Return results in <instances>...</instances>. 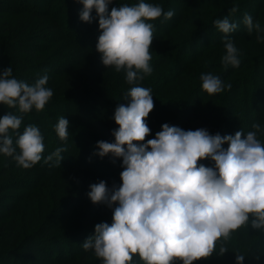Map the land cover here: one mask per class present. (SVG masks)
Wrapping results in <instances>:
<instances>
[{
  "label": "rangeland",
  "instance_id": "obj_1",
  "mask_svg": "<svg viewBox=\"0 0 264 264\" xmlns=\"http://www.w3.org/2000/svg\"><path fill=\"white\" fill-rule=\"evenodd\" d=\"M140 2L112 0L108 11ZM143 2L161 6L164 12L172 10L174 15L148 21L154 25L149 49L152 73L129 84L125 70L117 72L102 63L96 48L101 30L95 9L88 23L80 19V0H0V74L11 67L12 78L29 85L47 75L46 87L53 90L42 111L20 113L18 107L0 104V118L9 113L22 117L20 128L8 133L14 146L30 124L39 128L44 144L41 161L29 169L0 153V264H4L3 252L12 250L17 264H54L41 251L33 260L15 249L37 231L49 230L56 236L79 225L95 231L96 224L113 220L118 203L94 204L88 193L91 185L101 181L110 193L122 185L123 158L111 153L99 156L98 142H115L113 132L119 127L115 110L131 102L126 94L134 86L150 88L154 102L145 119L151 131L143 143L154 139L164 124L185 131L205 129L221 137L241 131L245 138L259 123L262 131L257 139L264 144V40L257 39L264 36V0ZM234 5L238 11L230 15ZM246 13L259 22V34L247 32ZM225 16L238 24L230 34L215 26ZM226 35L238 49L239 67L225 69L222 64ZM202 73L218 76L231 88L209 95L202 89ZM61 117L69 121L67 140H61L55 130ZM58 147L66 149L61 153L64 158L60 166L50 167L44 160ZM222 147L226 150L229 145ZM199 165L214 167V161L201 159ZM221 245L228 249L223 255L218 254ZM236 253L246 255L243 264H264V230L243 226L228 241H219L211 257L194 264H236ZM76 261L72 264H103L94 251L84 262ZM131 264L145 262L136 254Z\"/></svg>",
  "mask_w": 264,
  "mask_h": 264
},
{
  "label": "clouds",
  "instance_id": "obj_2",
  "mask_svg": "<svg viewBox=\"0 0 264 264\" xmlns=\"http://www.w3.org/2000/svg\"><path fill=\"white\" fill-rule=\"evenodd\" d=\"M80 2L83 22L91 23L93 9L99 17L101 34L96 48L102 63L114 66L117 72L125 70L129 84L150 75L154 25L148 21L162 15L165 20L171 19L174 12H164L161 6L141 0L134 6L113 7L109 14L112 0ZM238 8L234 5L230 15ZM243 23L249 35L253 30L261 32L259 22L254 23L250 14L244 15ZM215 26L230 34L238 24L225 16L217 19ZM257 39L264 40V36L257 35ZM224 47V68L239 67L238 49L227 35ZM48 79L44 75L29 85L12 78L11 67L5 69L0 74V104L18 107L20 113L33 108L42 111L53 96V90L46 87ZM200 80L209 95L231 88V84L225 86L212 73H202ZM126 95L131 102L119 105L114 114L119 126L113 132L115 142H98L99 156L111 153L123 158L122 185L110 193L101 181L91 185L88 193L94 204L118 206L111 225H95V235L82 244L85 251L93 249L103 264H131L136 254L145 264H194L211 257L219 241H228L243 226L264 230V144L257 139L262 131L259 123L252 125L254 130L245 138L241 131L221 137L210 135L205 129L185 131L164 124L154 139L143 143L151 131L145 123L154 109L151 89L134 86ZM21 123L22 117L11 113L0 118V153L29 169L42 159L43 136L37 126L30 124L14 146L8 133L18 130ZM68 128L69 121L61 117L55 126L61 140H67ZM225 143L229 145L226 150L222 147ZM64 151L65 148H56L44 162L50 167L60 166ZM209 157L214 167L198 166L199 160ZM227 251L221 245L218 254ZM245 256L236 253V264H243Z\"/></svg>",
  "mask_w": 264,
  "mask_h": 264
},
{
  "label": "trees",
  "instance_id": "obj_3",
  "mask_svg": "<svg viewBox=\"0 0 264 264\" xmlns=\"http://www.w3.org/2000/svg\"><path fill=\"white\" fill-rule=\"evenodd\" d=\"M106 223L111 225L113 220H108ZM48 231H37L28 235L15 250L21 249L18 252H23L26 258L33 260L38 259L36 251H41L46 260L54 264H72L75 260L84 262L87 254L94 251L93 249L85 251L82 247V244L95 234V231H91L87 226L79 225L75 229H65L56 236L50 235ZM14 254L13 250L3 252V263L17 264L16 260H13ZM37 264L41 263L38 261Z\"/></svg>",
  "mask_w": 264,
  "mask_h": 264
}]
</instances>
